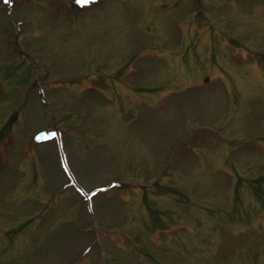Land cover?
<instances>
[{
    "label": "rangeland",
    "instance_id": "1",
    "mask_svg": "<svg viewBox=\"0 0 264 264\" xmlns=\"http://www.w3.org/2000/svg\"><path fill=\"white\" fill-rule=\"evenodd\" d=\"M0 264H264V0H0Z\"/></svg>",
    "mask_w": 264,
    "mask_h": 264
},
{
    "label": "snow or ice",
    "instance_id": "2",
    "mask_svg": "<svg viewBox=\"0 0 264 264\" xmlns=\"http://www.w3.org/2000/svg\"><path fill=\"white\" fill-rule=\"evenodd\" d=\"M84 2H87V0H84Z\"/></svg>",
    "mask_w": 264,
    "mask_h": 264
}]
</instances>
